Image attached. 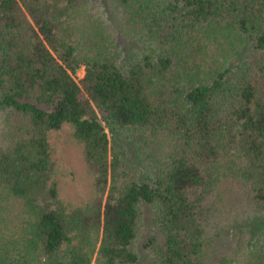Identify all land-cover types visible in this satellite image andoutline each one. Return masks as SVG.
I'll list each match as a JSON object with an SVG mask.
<instances>
[{"label":"trees","instance_id":"trees-1","mask_svg":"<svg viewBox=\"0 0 264 264\" xmlns=\"http://www.w3.org/2000/svg\"><path fill=\"white\" fill-rule=\"evenodd\" d=\"M118 32L150 50L123 58ZM236 42L249 58L207 78L209 48ZM0 108V264H137L145 205L146 264H211L218 200L264 216V0H0ZM67 124L81 204L55 179L48 135ZM116 128L157 140L153 182L122 171Z\"/></svg>","mask_w":264,"mask_h":264},{"label":"rangeland","instance_id":"rangeland-1","mask_svg":"<svg viewBox=\"0 0 264 264\" xmlns=\"http://www.w3.org/2000/svg\"><path fill=\"white\" fill-rule=\"evenodd\" d=\"M113 44L115 49L121 51L123 58H134L150 50L145 39L127 36L121 32L114 36ZM251 52L250 46L237 42L225 45L222 50L211 46L207 58V78L213 77L217 71L227 65L236 64L239 61L245 62ZM84 74L85 68L82 67L75 74V78L80 80ZM12 122L10 112L0 108V146L5 144ZM72 131L73 128L67 124L59 130L51 131L48 139L61 199L81 204L90 197L91 185L81 156V149L73 139ZM108 133L111 147L120 155L121 168L127 177L131 175L140 181L153 182L164 158L163 150L157 140L151 138L140 141L126 129L116 128L108 130ZM230 195L216 203L221 210L218 211L217 218L209 231L210 263H255L264 254V216L256 214L252 207L240 201L237 195ZM152 215L153 209L145 205L142 234L137 246L139 253L137 264H146L145 240L151 231L149 222ZM24 264H43V262L41 258H38L34 261H25Z\"/></svg>","mask_w":264,"mask_h":264}]
</instances>
